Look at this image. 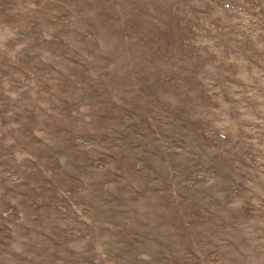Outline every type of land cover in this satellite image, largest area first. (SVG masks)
<instances>
[{
  "label": "rangeland",
  "instance_id": "374dc122",
  "mask_svg": "<svg viewBox=\"0 0 264 264\" xmlns=\"http://www.w3.org/2000/svg\"><path fill=\"white\" fill-rule=\"evenodd\" d=\"M0 264H264V0H0Z\"/></svg>",
  "mask_w": 264,
  "mask_h": 264
}]
</instances>
